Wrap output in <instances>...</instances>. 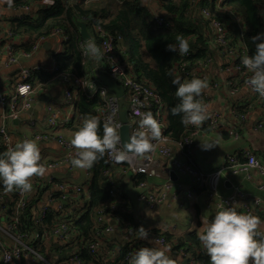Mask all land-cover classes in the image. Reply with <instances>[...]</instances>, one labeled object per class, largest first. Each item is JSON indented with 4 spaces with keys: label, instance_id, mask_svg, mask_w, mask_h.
I'll return each mask as SVG.
<instances>
[{
    "label": "built area",
    "instance_id": "2783aa9c",
    "mask_svg": "<svg viewBox=\"0 0 264 264\" xmlns=\"http://www.w3.org/2000/svg\"><path fill=\"white\" fill-rule=\"evenodd\" d=\"M91 1L102 2L110 0H85V2ZM148 1L158 4L161 0ZM197 2L198 0H191L190 13H197L207 21V25L211 31L208 44L217 50V54L221 61L220 70L228 75V92L234 94L240 86L248 88L245 81L249 78L251 73L241 63L242 57L247 55L246 48L241 41L237 43L233 42L228 33L229 23L220 22L214 15V13L217 12L225 13L234 20L241 30L242 24L238 14L224 5L225 0H213L211 8L197 5ZM38 3L40 5L49 6L45 3V0H40ZM32 6L33 5L21 4L15 7L10 6V10L13 12L28 13ZM257 7L262 20L261 31L263 32L264 0H258ZM148 11L155 26L166 29L173 27L174 22L172 18L174 15H166L149 9ZM89 29L92 31L93 40L102 50L105 45L110 48V51L106 52L104 57L100 60L102 63L101 68L110 80L123 88V99L128 105L126 118L129 137L139 130L141 112H151L153 114L154 118L161 125L162 137L153 141L155 146L153 151L143 155H133L125 161L117 162L107 152L104 154L105 167L101 171V176L105 179L108 187L109 201L107 204L95 208L91 241L85 246L83 245V238L79 236L76 228L73 226L74 221L81 212L76 215H73V213L75 209H77L76 205L79 204L77 202L89 196V181L92 176L91 167L86 169L83 168L85 178L79 184L69 183L65 180L56 184V190L60 192H70L76 205H71V209L66 213V218L63 221L62 219L56 220L47 229L43 225V220L46 213L50 210V205L49 203H44L43 200L34 220L35 224L42 228L39 235L36 234L33 236L32 234L29 235L24 233L20 223V215L25 210L28 201L34 197V184L31 182L32 188L30 192H23L16 187L11 189L14 208L8 214H6V205H8L9 200L0 194V215L3 218V225H0V264H19L24 259L31 263L53 264V262L46 261L40 254V249L43 247L42 244H51L52 242L55 243L59 249L66 248L67 245L73 246V250L60 261V264H94L92 262H85L80 257V252L83 248L87 250L89 256H94L96 253H99L102 264H130L132 255L141 248L143 239L139 238L138 240H132L129 234L128 236L122 237V232L124 230L122 218L118 213L119 200L116 196L118 181L115 178V172L117 169V171H122L124 175L160 177L163 166L156 160V157L165 160L169 165L170 171H173L176 176H187L190 181V186L188 189L182 190V184L174 183L170 178V171L165 170V180L160 185L158 191H145L138 195V201L146 209H155L158 207L160 203L167 198V193L172 187H175V193L171 195L172 199L177 200L179 203L186 200H192L194 202L196 198L190 190V187L194 186L202 188L206 194L207 205H213L217 209L220 207L233 206L238 212L243 211L255 216H257L259 212L264 211V198L253 197L251 203L247 204L244 202L247 198L246 194L238 187H233L231 193L227 196L218 194V186L222 176H224L225 170H229L232 175H240L241 178L246 181H251L253 174L261 178L264 177V158H260L247 149L241 148L235 155L226 154L222 156L220 167L210 173H205L202 167L196 163L194 152V137L200 133L202 124L199 127L183 125L182 135L175 141L179 153L175 154L174 150L169 146L170 137L168 135L167 113L163 98L147 83L138 82L134 73L118 60L115 53L114 41L109 33L99 25H92ZM2 34L10 39L13 37L9 27L2 30L0 36ZM52 37H57L60 41L66 40L64 31L60 28L52 30L47 36L38 38L31 44L30 49L27 51H21L12 44H5L0 47L5 53L6 64L8 66L16 65L18 68L17 81L10 96H4L0 92V145L3 149V153H6L10 148L16 145V143L12 141L8 124L20 115L29 113L36 103V96L46 88L50 80L57 79L59 81L61 85L60 101L69 112L72 113L74 111L77 94L82 91L88 99L97 95L100 104L94 107V113L96 117L99 118L102 126L104 123L108 122L109 118L113 123L122 125L119 120V111L121 107L118 98L110 94L94 76L88 78L80 77L72 73L59 72L54 64L50 69L41 65L25 67L21 64L22 61L31 58L42 43ZM189 38L186 39L189 40ZM81 42L83 43L82 40ZM58 49L59 44H55L49 50L48 56L53 57ZM82 53L83 56H85L84 52ZM175 54L176 61L172 71L180 78L181 82L190 80L194 76L206 79L207 72L214 60L212 56H208L206 59L193 64L187 59L191 54L190 50L183 56L178 53ZM36 73L48 74L51 75V78L42 81L36 77ZM212 85L214 87L218 86L216 82H213ZM252 94L258 100L264 111V96H260L254 92H252ZM199 99L202 103L205 101V96L201 95ZM230 112L231 114H235L236 111L232 109ZM247 115L248 111L244 109L241 113H238L237 116L240 122H244L247 119ZM222 119V114L213 111L207 115L204 120L209 131L215 135L212 139L213 142L219 146L222 145V134L226 132L222 124ZM66 123L67 122L58 121L57 115L52 113L45 120V130L43 133L31 136L22 135L18 141L20 142L25 139H34L37 143L41 141H54L62 147L64 155L60 159L52 162L39 161V163L45 167L46 171H52L61 164L75 167L71 164V159L75 155L76 149L71 145L70 140L59 133V129ZM263 124L264 117L263 120L257 123L256 129H261ZM230 134L232 141L238 139L239 133L235 125H231ZM48 183H53L52 176L49 177ZM256 188L264 193V182H259ZM51 193L45 194L46 200L50 201L52 199ZM56 209L58 211L62 210V205L58 203ZM147 232L148 236L144 239H150L158 246H165L166 243H168L163 236H157L150 234L149 231ZM167 232L170 234L175 233L176 228L169 227ZM110 235H118L120 238H124L128 243L127 252L119 259L115 258L116 250L114 247H107V251H99L101 246L103 247L106 242L110 241ZM1 237H6V239L9 240V244L4 242ZM181 251L182 255L187 257L191 263L194 262L193 251L208 258L201 242L199 246L187 244Z\"/></svg>",
    "mask_w": 264,
    "mask_h": 264
},
{
    "label": "trees",
    "instance_id": "16d2710c",
    "mask_svg": "<svg viewBox=\"0 0 264 264\" xmlns=\"http://www.w3.org/2000/svg\"><path fill=\"white\" fill-rule=\"evenodd\" d=\"M40 0H12L11 6L33 5L28 13H4L0 15V19L9 24V28L13 34V38L18 37L23 39L28 38L27 42L20 45L19 50L27 51L31 44L42 36H47L54 29H62L66 36L65 41H61L60 50L52 57L54 65L59 72L72 73L80 77H93L91 73V65L88 62L87 56H83V43L79 35L77 22H84L90 28L92 25H99L107 33H109L114 41L115 53L118 60L124 66L130 69L138 82L147 83L150 85L164 100L168 135L170 142H175L182 135L183 123L181 122L182 114L173 115L171 109L179 103V98L176 97V85H173L172 80L176 77L172 71L176 61V54L166 51L165 46L168 43H176L175 37L182 35L189 38V50L191 54L187 59L195 64L201 60L211 56L213 52L208 44V39L211 37L210 28L207 21L200 17L197 13H190L191 0H161L159 4L161 10L166 15H174L172 18L174 25L170 29L160 28L152 22L148 9L139 0H110L102 2H85V0H55L54 5H40ZM213 0H198L197 5L212 7ZM258 0H225L224 5L234 13H237L242 28L225 13H214L220 22H228V33L233 42H243L246 48L247 55L251 56L255 52V44L251 37L261 31V16L257 7ZM7 5V4H6ZM8 6V5H7ZM264 19V17H263ZM0 21V22H2ZM2 29H0V32ZM259 41H257L258 43ZM217 52V50H216ZM218 55V54H217ZM90 62L93 60L89 59ZM99 73L104 71L100 67L92 69ZM36 77L42 81L49 80L51 75L36 73ZM100 101L96 96L91 99L86 98L85 93L80 91L74 105V111L77 112L79 122L74 125V130H78L86 117L96 116L94 107L99 105ZM103 134V126L99 121L98 135ZM3 149L0 145V155H3ZM105 167L104 155L93 163L92 179L89 184V196L82 199L79 209H75L73 215L79 214L73 223L79 236L83 238L85 246L91 241L92 227L94 225L95 208L108 203V187L105 179L101 176V171ZM0 183V194L6 185ZM35 195L28 201L25 210L20 215L21 228L24 233L35 236L41 233V227L35 224V217L38 213V203L43 198L44 192L49 189L47 185L35 186ZM54 196L61 194L58 190L51 191ZM117 196V192H116ZM84 197V196H81ZM4 198H6L4 196ZM118 198V197H117ZM8 199V198H6ZM119 200V199H118ZM79 203V202H77ZM6 214L10 213L14 208V200L9 199ZM118 213L122 218L123 236L130 235L132 240L135 238L137 226L132 223L131 216L122 213L120 203ZM57 213L50 209L43 220V225L47 229L50 227ZM130 232V233H129ZM150 232V231H149ZM158 234V232H155ZM170 234V233H169ZM167 233L161 235L167 242H170L171 250L177 253L179 250L190 244L191 246H199L200 241L196 234L190 233L185 237H176ZM172 241H176L173 245ZM116 246L111 244V248L116 250V259L121 258L128 250V243L121 244L118 241ZM144 247L141 244V248ZM99 251H107L108 249L100 247ZM190 249V248H189ZM60 250V251H59ZM73 250V246L67 245L66 248L59 249L56 246H50V253L57 256V260L53 263L58 264L66 255ZM42 247L40 253H44ZM80 257L85 262L94 264H102L101 256L96 253L94 256H89L87 250L83 248L80 252ZM195 261L201 264H210L209 259L197 254L193 251ZM60 264V263H59Z\"/></svg>",
    "mask_w": 264,
    "mask_h": 264
},
{
    "label": "crops",
    "instance_id": "0c3cea01",
    "mask_svg": "<svg viewBox=\"0 0 264 264\" xmlns=\"http://www.w3.org/2000/svg\"><path fill=\"white\" fill-rule=\"evenodd\" d=\"M147 9L163 13L159 4L153 3L148 0H139ZM3 11H0V15L4 13H16L11 11L10 7L6 4L2 6ZM19 13V12H18ZM0 21H2L0 19ZM87 25V24H86ZM9 27V24L5 21L0 22V29L4 30ZM87 32L90 35V38L94 39L90 27L87 25ZM79 30V28H78ZM28 38L24 37L20 39L15 37L13 39L7 38L4 34L0 36V47L5 44H12L15 48L21 49L20 45L24 42H27ZM60 45L61 41L57 37H52L46 40L41 44L40 48L32 55L31 58L24 60L21 64L25 67H30L33 65L41 66H53L54 60L52 57L48 56L49 50L55 45ZM98 45V44H97ZM213 54V63L207 72V77L205 80L208 82V88L201 95L205 96V101L202 104L207 105V115L211 112L216 111L223 115L222 124L225 127V131L222 134V147L213 142L214 134L209 131L207 125L202 122L200 127V133L194 137V152H195V161L198 165L202 167L205 173H210L216 170L222 159V153L237 154L241 148L247 149L248 151L256 154L260 158H264V124L261 129H256V125L259 121L263 120V109L260 106L258 100L252 94V92L244 87L240 86L236 93L230 94L227 89L228 75L220 70V58L217 55L216 49L213 46H209ZM17 49V50H18ZM57 51V52H58ZM88 58V57H87ZM88 62L91 65V73L94 76L92 69L96 67H102V63L99 62ZM50 64V65H49ZM17 71L18 68L16 65L8 66L6 64V56L3 50L0 49V92L9 97L13 87L17 81ZM42 75V74H41ZM44 75V74H43ZM213 82L218 84L217 87L212 85ZM48 96L47 101L44 103L43 107L40 110L32 112L33 108L37 106L39 99L41 97ZM61 85L59 81L50 80L47 83V86L36 96V103L33 105V108L27 114L28 119L20 121L18 124H13L12 121L8 124V129L11 133L12 141L17 143L22 135H35L41 134L45 130V120L47 117L55 113L57 115V120L62 122H67L59 129V133L66 139L71 141V138L77 130H74V125L79 122L77 112L73 111L72 113L66 109L61 103ZM235 109V114H231V110ZM244 109H247L248 115L247 119L244 122H240L238 119V113H241ZM1 111V108H0ZM207 117V116H206ZM231 125H235L239 137L237 140H231ZM214 145L209 149H203L208 145ZM40 147V161L52 162L60 159L64 155V150L62 147L54 141H41L38 142ZM169 146L174 150L175 154L179 153L177 150L175 142H169ZM156 160L163 166V170L160 173V177H145L143 175H128L123 174L122 171L115 172V178L118 181L116 192L119 199L120 208L122 213L131 216V221L137 226H143L147 231H150V234L153 235H163L167 232L169 227H175L176 232L169 234L173 236V239L176 237H185L190 233L196 234L199 236L201 230L205 226L207 221H210L211 218L217 212V208L213 205H207L206 194L202 188L199 187H190V190L196 200H186L182 203H179L177 200L172 199L174 188L167 193V198L163 200L158 207L155 209H146L139 201L138 195L145 191H158L160 185L165 180V170L170 171L168 163L156 157ZM122 173V174H121ZM53 177V183H48L49 177ZM85 178V173L83 168L70 167L67 164H61L57 166L52 171H45L42 175H33L30 177V181L34 184V187L39 185H47L49 189L44 192V197L41 198V201L38 203L37 211L39 210L40 204L49 203L50 209L57 213L55 220L65 219L66 213L71 209V205L75 204V200L71 196L69 191L61 192L60 195L54 196L51 191L56 190V184L65 180L71 183L79 184ZM92 176L90 178V181ZM89 181V183H90ZM259 182H264V177H258L256 174L252 175L251 181H246L241 178L240 175H231L229 172H226L222 176L219 186L218 194L221 196H227L231 193L233 187H238L243 193L246 194L247 198L244 202L247 204L251 203L253 197L264 198V193L257 190L256 186ZM174 183L182 184V190H186L190 186V181L187 176L177 175ZM4 186V185H1ZM36 190V188H35ZM2 195L6 198L13 199L12 190L7 186L1 191ZM51 193L52 199L50 201L45 199V194ZM179 193V192H178ZM35 195V194H34ZM62 205V210L58 211L56 209L57 204ZM189 204V209L192 215L188 222L187 227H180L182 224L181 218L177 215L176 210H181L183 207ZM76 205V204H75ZM240 212V211H239ZM241 213H245L241 211ZM262 221H264V211L259 212L257 215ZM0 223L3 225V218L0 215ZM261 231H264V224L260 225ZM158 232V234H155ZM4 242L9 244V240L6 237H1ZM135 238L139 239L138 233ZM110 241L106 242L103 247L106 249L118 241L121 244H126L124 238H120L118 235H110ZM173 245L176 244V241H172ZM50 246H55V243L49 244ZM144 247H153L158 246L150 239H143L142 246ZM168 246V255L176 261L178 264H201L191 263L187 257L182 255V251L177 253L172 252L170 242L166 243ZM164 247V246H159ZM48 250H46V253ZM50 252V251H49ZM57 260V256L54 253H50V261L54 262ZM60 263V261H59ZM58 263V264H59ZM19 264H37L31 263L28 260H22ZM54 264V263H53Z\"/></svg>",
    "mask_w": 264,
    "mask_h": 264
},
{
    "label": "clouds",
    "instance_id": "9594fccd",
    "mask_svg": "<svg viewBox=\"0 0 264 264\" xmlns=\"http://www.w3.org/2000/svg\"><path fill=\"white\" fill-rule=\"evenodd\" d=\"M11 3L12 0H0V11H3V5L10 7ZM45 3L51 6L55 0H45ZM175 40L176 43L166 44V51L186 55L189 52L188 40L182 35H177ZM251 40L255 44V52L251 56H243L241 60L251 73L245 84L252 92L264 96V33H257ZM82 47L84 55L94 62H99L110 51L107 45L102 50L92 38L85 39ZM172 83L177 86L175 95L179 103L171 109V113L182 114L183 124L199 127L207 116V105L199 99L208 88L207 80L194 76L181 82L176 77ZM98 125V117L88 116L74 132L70 141L76 149L71 159L73 166L90 168L106 152L117 162L125 161L133 155L153 151V141L162 137L161 125L151 112L140 113L139 130L123 143L119 123H113L109 118L103 125L102 135H98ZM212 146L210 144L202 148L209 149ZM40 159V147L36 140L17 142L15 147L0 155V183L9 189L16 187L23 192H30L32 185L29 178L46 171L39 163ZM261 224L264 221L258 216L238 212L233 206L220 207L198 236L210 264H264V231L260 229ZM135 231L140 239L148 236L143 226ZM168 251L166 245L142 247L132 255L130 264H176Z\"/></svg>",
    "mask_w": 264,
    "mask_h": 264
},
{
    "label": "water",
    "instance_id": "95a60500",
    "mask_svg": "<svg viewBox=\"0 0 264 264\" xmlns=\"http://www.w3.org/2000/svg\"><path fill=\"white\" fill-rule=\"evenodd\" d=\"M73 1H78V0H73ZM77 26L79 28V35L81 40L84 42L85 39L90 38V35L87 32V25L84 22H77ZM94 77L96 80L103 85L107 91L110 94H113L115 97L118 98L119 100V105L121 107L119 111V120L122 123L119 133L121 136V142H125L129 138V131H128V125H127V118H126V110H127V103L123 99V88L114 83L112 80H110L105 74L99 73L97 71L94 72ZM48 96L41 97L39 99V102L37 103V106L33 108L32 112L34 113L36 110H40L41 107H43L44 103L47 101ZM28 114V113H27ZM27 114L20 115L18 118L15 120H12L13 124H18L20 121H24L28 119ZM170 178L174 181L176 180L177 176L173 171H170ZM219 210V209H218ZM217 210V211H218ZM57 247V245H55Z\"/></svg>",
    "mask_w": 264,
    "mask_h": 264
},
{
    "label": "rangeland",
    "instance_id": "374dc122",
    "mask_svg": "<svg viewBox=\"0 0 264 264\" xmlns=\"http://www.w3.org/2000/svg\"><path fill=\"white\" fill-rule=\"evenodd\" d=\"M50 65V64H49ZM45 67V66H44ZM46 68H52V66H46ZM222 147V146H221ZM223 148V147H222ZM235 155V153H233V154H229V153H222V156H224V155ZM221 165V164H220ZM220 167V166H219ZM218 167V168H219ZM217 168V169H218ZM204 171V170H203ZM226 172H229L230 173V171L229 170H225L224 171V175H225V173ZM231 174V173H230ZM232 175V174H231ZM81 205H82V203L81 202H79V204H77L76 205V207H77V209H79L80 207H81ZM185 211V212H184ZM176 213H177V215H179V217L181 218V221H182V224L180 225V227H187L188 226V220L190 219V218H192V215H191V212H190V209H189V204H186L184 207H183V209H181V210H176ZM64 219H62V221H63ZM0 225H1V223H0ZM42 246H43V248H44V250H45V252L44 253H40L45 259H46V261H48V262H51L50 261V252H49V249H50V245L49 244H42ZM46 250H48V252L46 253Z\"/></svg>",
    "mask_w": 264,
    "mask_h": 264
}]
</instances>
